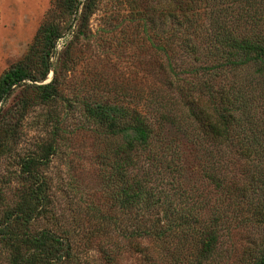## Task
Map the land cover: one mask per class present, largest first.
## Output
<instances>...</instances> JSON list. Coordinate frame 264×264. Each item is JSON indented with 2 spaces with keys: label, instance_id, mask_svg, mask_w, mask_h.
<instances>
[{
  "label": "trees",
  "instance_id": "obj_1",
  "mask_svg": "<svg viewBox=\"0 0 264 264\" xmlns=\"http://www.w3.org/2000/svg\"><path fill=\"white\" fill-rule=\"evenodd\" d=\"M72 1L65 4L67 12L73 11ZM207 11L209 27L202 20ZM233 13L238 15L237 25L230 17ZM163 15L161 34L171 21L177 24L186 51L196 54L198 41H212L209 63L193 71L197 82L187 88L190 100L177 109L175 103L170 106L178 98L175 95L160 99L158 118L110 103L88 107V120L102 127L104 140L111 145L103 156V190L111 211L90 207L73 231L35 229L41 221L56 220V204L40 172L58 149V133L53 132L50 141L39 147L40 154L22 162L23 188L6 206L0 243L8 264H81L72 247L86 221L92 220L91 235L99 234L105 241L101 250L109 260L130 246L139 251L141 242L150 240L155 247L143 248L142 253L150 264H223L232 254L231 249L225 251V235L249 227L259 231V238L243 252L242 263L264 264V0H179ZM145 28L154 32L159 25L152 18L150 29L147 24ZM161 34H149L150 41L176 74L170 56L175 40L165 36L159 42ZM61 37L54 22L46 23L25 59L0 81V155L17 144L19 125L13 121L21 122L26 114L2 117V107L18 87L47 78L51 52ZM241 72L248 75L244 81ZM228 77L234 78L232 84L218 85ZM183 83L181 79L177 83L181 98L187 97ZM29 86L37 89L44 105L60 96L53 82ZM203 97L208 99L205 105ZM178 141L193 149L205 146L197 153L203 163L206 159L202 177L209 184V195L185 181L186 153ZM225 160L242 168L239 179L230 180L229 173L222 172ZM89 214L94 218L88 221Z\"/></svg>",
  "mask_w": 264,
  "mask_h": 264
},
{
  "label": "rangeland",
  "instance_id": "obj_2",
  "mask_svg": "<svg viewBox=\"0 0 264 264\" xmlns=\"http://www.w3.org/2000/svg\"><path fill=\"white\" fill-rule=\"evenodd\" d=\"M90 1L73 0V11L67 12L64 7L68 0H0V81L25 59L46 23L54 22L62 36L51 52L52 69L47 78L41 83L28 82L36 86L53 82L59 98L44 105L34 86L23 85L2 107V117L11 118L24 111L26 114L21 122L13 121L19 125L17 144L9 153L0 155V228L7 204L17 199L16 195H20L24 185L22 162L40 154L39 147L50 141L53 132L58 133V149L40 172L56 204V220L41 221L35 229L73 231L76 221L87 218V211L91 208L100 207V211L110 212L111 202L103 190V156L111 145L104 140L102 127L88 120V107L110 103L119 107H135L144 115L158 118L156 104L160 99L163 101L166 96L175 95L178 98L172 100L170 106L174 107L175 103L177 109L190 100L192 92L187 88L190 83L197 82L193 71L211 59L208 52L212 41L209 40V44L198 41L200 49L197 47L194 54L186 51L174 22L171 21L173 24L166 28L168 31L164 36L161 34L163 13L171 5L176 7L179 0ZM205 13L207 15H203L202 20L209 27V12ZM230 17L235 19L238 15L233 13ZM152 18L159 25L154 32L150 29ZM233 21L237 25L238 20ZM145 24L150 35L161 34L159 42H163L165 36L175 40L170 56L176 74L168 68L166 56L152 46ZM240 74L241 81L248 76ZM34 75L40 77V72ZM179 79L184 81L185 98L177 93ZM233 81V77H228L218 85L226 86ZM202 101V105L208 103L207 98L203 97ZM25 105H28L27 110H23ZM178 143L186 153V164L183 165L185 181L190 188L195 185L201 193L209 195V184L202 177L206 159L203 163L197 153V150L204 151L205 146L195 145L193 149L184 141ZM228 163L221 161L222 172L229 173L230 180L239 179L242 168ZM88 216L89 221L96 213ZM91 224L86 221L72 247L81 264H150L142 253L143 248L152 250L154 242H141L139 251L131 246L122 249L121 254L116 252V259L109 260L101 250L105 241L99 234V237L91 235L95 221L92 220ZM258 238L259 231L249 227L235 230L231 237L225 235V251L231 249L232 254L223 264H243L241 255ZM7 258L8 254L0 243V264H8Z\"/></svg>",
  "mask_w": 264,
  "mask_h": 264
}]
</instances>
